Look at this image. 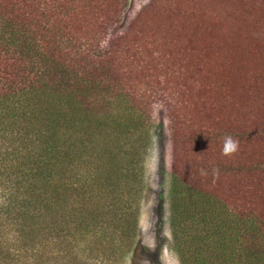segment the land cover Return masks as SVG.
Returning a JSON list of instances; mask_svg holds the SVG:
<instances>
[{
    "label": "trees",
    "instance_id": "1",
    "mask_svg": "<svg viewBox=\"0 0 264 264\" xmlns=\"http://www.w3.org/2000/svg\"><path fill=\"white\" fill-rule=\"evenodd\" d=\"M31 1L35 0H0V164L5 173L0 224L8 228L19 220L22 223L11 243L7 242L8 232L0 230V264H25L23 254L31 253L35 245L31 247L30 242L39 237L64 239L70 237L71 230L88 232L86 226L80 229L82 214L64 216L53 211L56 203L64 202L68 191L81 193L77 186L63 181L71 149L62 155L56 137L66 123L62 103L71 92L78 96L72 84H78L77 93L97 90L103 84L88 68L92 69L91 62L102 64L112 83L124 66L138 76L147 72L152 49L162 59L150 68L156 73L153 83L160 86L166 82L171 89L183 87L178 92L180 102L165 104L171 118L174 158L169 218L172 249L181 264H264V0H200L191 23L183 21L182 3H178L182 0H152L125 27L122 21L127 13L119 15L121 0H95L94 10L86 4L90 0L66 4L72 6L69 10L75 28H80L77 22L85 18L80 15L97 20L101 16L99 25L115 26L109 49L100 46V38L96 43L92 38L87 44L83 38H68L71 41L63 47L62 38L56 35L38 48L26 17V5ZM52 1L58 8L62 6L61 0ZM43 2L31 3V13H38ZM223 16L227 21L219 23ZM42 22L37 21L38 27L49 31L50 23L43 26ZM167 39L168 46L158 49ZM25 54L37 68L30 83L18 80L19 70L12 64ZM58 68L64 72H57ZM10 71L21 89L8 87ZM45 77L49 85H45ZM66 77L69 81L63 80ZM24 85L30 91L49 89L47 103L36 100L34 105H27L18 101ZM58 91H66V96ZM132 97L133 101L127 98L129 107L145 115L149 102L144 87H138ZM68 106L77 108L78 103ZM29 118L38 122V132L16 122ZM47 122L48 136L43 133ZM227 135L240 142L239 151L232 156L221 152ZM93 137L89 142L95 141ZM102 149L95 158L99 165L106 164L105 171H99L105 177L97 180L99 184L138 180L118 168L121 161L127 163L124 157L98 148ZM90 151L86 144L81 155L88 157ZM40 191L47 192L48 197L38 195ZM75 212L82 213L83 209ZM33 256L36 259L30 264L47 261L43 253L39 256L32 251L30 259Z\"/></svg>",
    "mask_w": 264,
    "mask_h": 264
},
{
    "label": "rangeland",
    "instance_id": "2",
    "mask_svg": "<svg viewBox=\"0 0 264 264\" xmlns=\"http://www.w3.org/2000/svg\"><path fill=\"white\" fill-rule=\"evenodd\" d=\"M35 1L26 5L29 6L26 17L31 24L30 28L33 34L31 39H35L38 48H41L42 41L56 35V38H62L63 47L71 39L83 38V43L87 44L92 38H95L94 43L100 38V46L109 49L112 27L115 26L102 27L99 25L102 20L101 16H98L100 20H97L95 16L80 15L85 18L77 22L80 28H75L76 25L70 17L69 10L72 6H66L72 0H61L60 8L57 7V2L40 0L45 2L39 6L38 13H31L34 6L31 7L30 4ZM151 1L121 0L119 15L124 16L127 13L122 21L124 27ZM199 2L200 0L178 1V3H182L179 5V9L184 22H192L189 20ZM95 3V0H90L86 4L94 10ZM112 4L114 5V1ZM54 12L60 13V16L54 17ZM39 19H42L43 26L47 21L50 23L47 27L50 28L49 31L38 27ZM121 19L123 18L121 17ZM226 21V16H223L219 23ZM172 37L173 34L168 38ZM68 38H71L70 41ZM82 41L81 44H83ZM90 43H93V40ZM165 43H161L157 48L163 50L165 46H168L169 40L167 39ZM5 49L12 48L5 46ZM70 49L68 48L69 52H71ZM42 51L43 49L38 50V53ZM152 51L155 50L152 49L148 53L147 65L149 69L147 72L138 76L136 73H130L131 70L124 66L125 70L119 72L118 80L112 83L108 81V74H104L105 67L100 63L93 65L94 62H91L92 69L87 67L93 72V75L102 80L103 84L97 90L78 93L79 90L76 88L78 84H72L71 88L78 96H74L75 93L71 92L65 97L61 113L63 120L66 119V123L56 133V137L60 140L59 151L61 150L62 155L71 149L68 156V167H66L68 172L63 181L70 187L77 186L81 193L68 191L64 202L61 205L56 203L57 209L55 208L53 211L64 216H70L71 213L82 214L80 222L83 224L80 229L84 230L86 226L88 232L71 230L69 231L71 232L70 237L64 239H40L39 237L35 241H31L30 246L35 245L32 250L33 254L42 256L43 253L47 259L45 264H181L178 254L172 249L174 240L169 220L174 158L171 118L165 104L174 101L180 102L181 95H178V92H182L183 87L179 85L177 89H171L166 82L161 83L160 86L153 83L156 73L150 68L158 66L156 60L162 59L156 57L158 54H153ZM20 60L12 63L19 70L18 80L20 82L26 80L30 83L37 72L35 63L33 64L34 60L26 57V54L22 55ZM60 71L64 72L62 68H58L57 72ZM10 75L11 77L6 79V81L11 79L7 82L8 87L11 86L16 90L21 89L22 87L18 84L20 82L16 80L12 71H10ZM46 78L45 85H49ZM68 79L66 77L63 80L69 81ZM50 80L53 82L54 78L52 77ZM138 87H144V91L148 94L146 101L149 102V105L145 109V115H142L141 110L129 107L127 100L129 96L132 100L128 99L133 101L132 94ZM119 90L126 92L120 93ZM19 92L21 93L17 95V100L26 102L27 105H34L33 102L36 100L38 103L46 104V99H49V95H51L50 90L46 87L30 91L25 85L24 89ZM65 92L58 91L62 96H66ZM70 100L77 102L78 107H69L68 105L72 103H69ZM27 121L16 122L19 126L27 127L30 132H38L36 131L39 129L38 122L34 118H29L28 124H24ZM144 122L145 124L142 125ZM43 130V133L48 136L49 122L43 126ZM92 136L95 141L89 142ZM86 144L89 151L91 148L90 153H92L88 157L81 155ZM101 147L108 148L118 156L124 157L123 160H126L127 163L121 161L118 168L125 172L129 171L132 178L136 177L138 180L131 181V179L125 178L120 184L117 180L113 181L111 186L104 183L99 184L97 180L105 178L99 175V171L103 173L106 168L105 162L99 165L100 163H96L95 160L97 153L104 151V149L98 150ZM58 157L62 160L60 156ZM3 169L4 166L0 164V195H2V183L5 177ZM38 195L48 197V193L45 191H40ZM2 202L0 201V203ZM77 209H83V212H75ZM117 212L119 214L114 218V214ZM102 215L105 217L103 218ZM49 221L56 220L49 219ZM18 227H22L21 220L13 225L8 224V228L1 227L0 224V230L8 232V243H11L16 237ZM21 238L26 239L24 236ZM17 243L18 241H16ZM20 247L24 248L25 246ZM31 253H25V257L23 254V258L26 260L25 264H30L32 260L36 259L34 256L30 259Z\"/></svg>",
    "mask_w": 264,
    "mask_h": 264
},
{
    "label": "clouds",
    "instance_id": "3",
    "mask_svg": "<svg viewBox=\"0 0 264 264\" xmlns=\"http://www.w3.org/2000/svg\"><path fill=\"white\" fill-rule=\"evenodd\" d=\"M240 142L232 136L227 135L223 138L222 155L232 156L239 151Z\"/></svg>",
    "mask_w": 264,
    "mask_h": 264
}]
</instances>
